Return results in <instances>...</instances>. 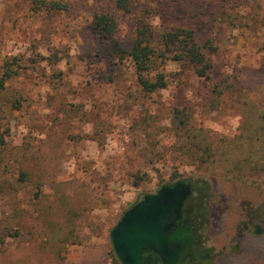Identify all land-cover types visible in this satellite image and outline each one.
Here are the masks:
<instances>
[{"label": "rangeland", "instance_id": "obj_1", "mask_svg": "<svg viewBox=\"0 0 264 264\" xmlns=\"http://www.w3.org/2000/svg\"><path fill=\"white\" fill-rule=\"evenodd\" d=\"M36 1L0 0V66L20 65L0 89V264H120L110 229L144 194L181 178L195 185L215 263L264 264V169L222 168L247 152L240 130L261 127L264 139V0H142L155 29L189 26L213 64L210 80L166 64L169 85L150 93L91 29L110 0H57L64 10ZM139 6L117 14L126 48ZM236 81L257 91L233 93L225 85ZM185 119L190 129L178 126Z\"/></svg>", "mask_w": 264, "mask_h": 264}, {"label": "trees", "instance_id": "obj_2", "mask_svg": "<svg viewBox=\"0 0 264 264\" xmlns=\"http://www.w3.org/2000/svg\"><path fill=\"white\" fill-rule=\"evenodd\" d=\"M136 1L140 2V6L139 10H136L134 38L131 45L126 48L115 38L117 14L132 11L133 3ZM141 1L110 0L111 3L107 8L94 14L91 29L101 41L108 44V54L119 60V62L125 60L130 63L135 81L145 93L158 91L169 85V74L165 70L166 64L169 63L178 65L183 69L182 71L187 70L197 80H210L213 64L210 61L209 54L204 50L202 44L197 41L194 30L183 23H171L163 28L155 29L149 16L146 15L145 6ZM36 4L38 7L45 6L47 9L64 10L66 8L65 4L57 0H37ZM14 62L9 60L1 62L0 89L12 79L16 72L14 68L20 66L18 59H15ZM225 86L228 88L232 86L233 93L243 94V96L257 91L256 88L246 89L238 81ZM224 93L225 90L223 89L217 91L219 96ZM1 111L0 108V118ZM178 124V126L182 124V127H185L184 129L191 128L188 119L180 120ZM3 129L0 127V146L6 144L7 129ZM198 130H202V127H199ZM259 131L261 132V127L249 131L242 129L235 136L236 139H243L244 142H247V152L238 159H234L232 156L228 157L222 166L226 173L248 176L249 170L244 172L243 167H246L252 161H254L257 170L262 171L264 169V154L256 157L255 151H253L254 144L260 141L262 135V133L259 134ZM201 143L200 140L190 143L191 156H199L198 161L203 159V152L202 154L198 153L202 148ZM260 144H264V139L260 141ZM205 149L210 150V143L205 145Z\"/></svg>", "mask_w": 264, "mask_h": 264}, {"label": "water", "instance_id": "obj_3", "mask_svg": "<svg viewBox=\"0 0 264 264\" xmlns=\"http://www.w3.org/2000/svg\"><path fill=\"white\" fill-rule=\"evenodd\" d=\"M192 191L187 178L163 183L123 212L109 233L120 264H154L152 253L160 264L184 260L193 242L190 218H183L194 210L189 204Z\"/></svg>", "mask_w": 264, "mask_h": 264}, {"label": "flooded vegetation", "instance_id": "obj_4", "mask_svg": "<svg viewBox=\"0 0 264 264\" xmlns=\"http://www.w3.org/2000/svg\"><path fill=\"white\" fill-rule=\"evenodd\" d=\"M192 182V181H191ZM193 191L191 193V199L189 201V204L193 200V195L196 192L195 185L192 182ZM183 218H190L191 221V229L193 233V242L192 247L189 248L186 252L184 260L180 264H216L215 263V257L216 255L213 253V248L208 247L205 245V236L203 233V222L196 219V214L194 213V210L192 212H188L183 215ZM252 222V221H251ZM246 228L253 229V231L256 234H259L263 231V228L258 223H247L245 225ZM235 248V245H232L230 247V251H233ZM226 249V246L223 245L222 250ZM221 252V251H220ZM149 254V253H145ZM220 254V253H219ZM152 258L155 260L154 264H160V257L157 254H151Z\"/></svg>", "mask_w": 264, "mask_h": 264}]
</instances>
